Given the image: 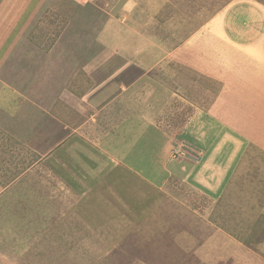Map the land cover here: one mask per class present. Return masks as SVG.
<instances>
[{
	"label": "rangeland",
	"instance_id": "obj_1",
	"mask_svg": "<svg viewBox=\"0 0 264 264\" xmlns=\"http://www.w3.org/2000/svg\"><path fill=\"white\" fill-rule=\"evenodd\" d=\"M75 1L85 8L77 14L79 7L73 6L69 17L62 16V23L67 18L77 23L62 42L80 59L98 58L100 76L110 74L115 64L117 68L116 55L126 53L129 45L142 50L144 59L150 53L148 60L161 45L163 53L178 46L179 55L197 49L198 43L190 41L181 50L184 21L199 27L228 3L256 7L259 21L264 20V0H132L129 6L127 0ZM56 15L59 21L64 14ZM113 17L120 29L108 24ZM260 26L258 38L264 41ZM46 31L40 28L39 33ZM54 33L59 38L60 33ZM251 43L245 49L253 51L254 40ZM218 44L216 39L212 47ZM201 53L209 56L202 66L181 62L180 100L170 93L167 101L159 90L151 94L162 85L177 91L179 56L174 51L166 58L173 79L158 71L143 79V91L130 97L131 102L137 98L133 103L139 107L149 104L150 114L136 117L127 98L123 108L110 104L103 109L102 116L116 115L114 119L98 121L97 116L86 125L82 135L96 149L101 146V158L94 159L75 136L69 150L62 144L63 133L47 144L40 142L38 128L30 121L0 127V264H264V70L256 68L263 66L254 52L234 60L209 48ZM17 61L12 56L9 63ZM150 63L155 66V61ZM62 66L54 62L56 69ZM153 97L155 107L149 103ZM199 109L227 124L234 136L229 144L237 148L235 138L243 143L226 185L211 197L192 190L185 179L191 162L200 159L191 153L190 142L204 140L208 145L205 137L211 126L205 130L203 119H191ZM55 146L56 154L48 157ZM216 164L212 172L218 170ZM59 197L64 204L54 205Z\"/></svg>",
	"mask_w": 264,
	"mask_h": 264
},
{
	"label": "crops",
	"instance_id": "obj_2",
	"mask_svg": "<svg viewBox=\"0 0 264 264\" xmlns=\"http://www.w3.org/2000/svg\"><path fill=\"white\" fill-rule=\"evenodd\" d=\"M242 2L240 1V4L236 2L228 3L220 10L217 16H211L208 21L202 22L199 27L195 26V22L188 24V22L184 21L183 26H180L181 48L183 44L190 41L191 43H198V47L197 49H187L184 52L185 54L179 55V47L176 46L174 51L177 55L176 57H179L175 63L178 73L174 78V82L177 84V91L174 92L173 90L170 92L167 86L162 85L155 86L151 94L159 90L160 94H166V100L170 93L177 95L180 100V74L184 73V69L181 68V62L191 61L197 66L201 65V62L205 61L206 57L209 58L207 53H201L202 50L205 52L207 48L211 51L214 50V52H217V50L223 51L225 53L221 56L232 60L236 56L246 57L248 53L254 52V56L258 61L257 64L261 63L263 66H256V68L264 70V41L258 38V34L262 29L260 25H264V20L262 22L259 21V12L255 11L256 7L245 6ZM131 3L132 0H127L125 4L129 6ZM73 6L79 7L77 1L0 0V127L4 129L2 125L5 126L10 121L14 124L16 123L15 125H18L17 122L22 121L24 124L26 121H30L34 128H38L37 134L40 142L44 139V143L47 144L53 136L63 133L65 137L62 144H64L63 146H65L66 150H69L73 145V140L78 137L80 141L86 144V149L94 155L93 158L97 159L102 157L101 146L96 149L91 144H88L83 137L85 135H82L85 133L82 130L86 129V125L90 122H95L97 116L98 121L103 120L105 117L111 118V120L117 117L116 115L114 117L111 116L112 114L102 116L103 109L110 104L115 105V108L116 106L123 108L125 105L124 100L127 98H129L128 102L132 104L137 98L135 97V100L132 99L133 102H131L130 97L135 94V91L141 92L143 89L141 82L146 77L150 78L154 74L156 76V72L159 71L167 79L170 73L172 78L174 69L169 70V65H166V58L169 56L168 54H173L174 51L163 53L165 46L161 45L159 49H153L157 54L152 57V60H148L147 57H150V53L144 59L141 55L142 50L134 49L133 45H129V50L126 53L121 52L116 55L117 68L115 64L114 70L110 74L100 76L98 73L100 72L98 69L100 60L98 58L94 56L90 59L88 57L80 59V57L74 56L73 49L69 45L62 42V36L66 34L67 29L72 28L74 25L72 18H67V21L65 20L66 22L62 23V16L69 17V14L73 12ZM71 8L72 11L70 10ZM83 8H85V4L76 8L77 14L83 11ZM58 13L64 14L59 15V21L58 19L56 20V14ZM110 20L108 24L111 25L112 29H120L122 27L117 18L113 17ZM60 22L62 24H59ZM108 27L106 30H109ZM40 28L41 30H47L45 34L39 33ZM200 29L206 30L205 33H198ZM187 30H191V32H189L188 36H185ZM54 31L60 33L59 38H56V35L53 37ZM217 31H220L224 37H216L218 35ZM244 31H246L248 36L246 34L243 35ZM135 36L137 37L136 34ZM49 38H52L51 42ZM114 39L121 40L118 37ZM131 39L133 41L135 38L133 39L132 37ZM216 39L219 44L218 47L213 48L212 44H216ZM253 40L255 42L253 51L245 49V46H250ZM259 46H261V52L258 51ZM227 47L229 50H227ZM181 50L183 51L184 49L182 48ZM133 55L134 59H132ZM137 55H139L138 58L136 57ZM12 56L19 59L17 63H14L15 66L13 62L9 63ZM115 58L112 60H115ZM77 61L80 62L78 63ZM150 61H155V66L151 65ZM54 62H60L63 66L56 69ZM94 62L98 63L97 66L94 65ZM70 63L74 64L70 65ZM80 63H84V65H79ZM222 68L224 69V66ZM87 71L95 72V74L89 77L88 73L85 74ZM161 71L164 73H161ZM38 73H40V76H36ZM32 75H34L33 79L29 81V77ZM185 77L186 74L182 78ZM55 94L59 95L55 97ZM145 94H148V92H145ZM24 98L25 100L21 101ZM154 99L153 97L149 101L152 107L158 104ZM18 101H20V104L16 106L15 102L18 103ZM148 106L150 105L147 104V108H144L133 103L129 109L132 110L136 117L138 115L140 118L144 113L150 114L151 109ZM178 107L180 108V105ZM27 108H29V112L26 113ZM99 115L102 118L99 119ZM89 117H91V120L88 119ZM193 118L194 120L196 118L203 119L200 123L205 130H209L210 126L211 128L205 137L208 145H205L204 140L196 141L195 139L193 142L189 141L191 153L198 154L200 159L191 162L192 165L188 173H185L187 174L185 179L191 181L189 186L192 190L202 191L211 197L218 195L226 185L231 174L230 167L233 166L243 143H240L235 138L237 140L235 142L237 148L229 144L228 140L234 137L232 132L228 130L230 128L226 123L212 116L209 110L202 111L199 109V112L191 119ZM50 127L53 129L51 130ZM98 134L101 136V132ZM67 143H69V147H67ZM38 144L40 145L39 141ZM57 148L58 146H55V148L51 149L48 157L56 154ZM215 163L221 167L219 165L216 166L218 170L212 172ZM55 204L63 205L64 200L56 198ZM5 213L8 216V218L6 216L7 221L13 224L11 214L8 213V210H5ZM24 214L26 213L24 212ZM26 216L29 217L28 214Z\"/></svg>",
	"mask_w": 264,
	"mask_h": 264
}]
</instances>
